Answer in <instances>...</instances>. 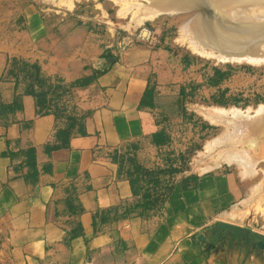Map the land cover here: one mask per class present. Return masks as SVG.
I'll list each match as a JSON object with an SVG mask.
<instances>
[{
	"label": "rangeland",
	"instance_id": "1",
	"mask_svg": "<svg viewBox=\"0 0 264 264\" xmlns=\"http://www.w3.org/2000/svg\"><path fill=\"white\" fill-rule=\"evenodd\" d=\"M144 27L151 44L137 41ZM204 40L200 8L167 0H0V78L15 85V109L53 119L66 148L100 101L93 85L101 61L130 45L151 52L139 135L108 152L76 150L104 164L97 171L127 178L137 198L102 224L164 218L178 206L186 172L224 173L239 226L264 236V133L255 129L264 116V41L248 51L255 55L236 58Z\"/></svg>",
	"mask_w": 264,
	"mask_h": 264
},
{
	"label": "crops",
	"instance_id": "2",
	"mask_svg": "<svg viewBox=\"0 0 264 264\" xmlns=\"http://www.w3.org/2000/svg\"><path fill=\"white\" fill-rule=\"evenodd\" d=\"M100 67V101L69 148L52 118L11 108L15 85L0 78V264H264V250L212 232L217 222L240 225L224 173L186 172L164 218L101 223L137 198L127 178L76 152L112 151L139 135L151 52L130 45Z\"/></svg>",
	"mask_w": 264,
	"mask_h": 264
},
{
	"label": "water",
	"instance_id": "3",
	"mask_svg": "<svg viewBox=\"0 0 264 264\" xmlns=\"http://www.w3.org/2000/svg\"><path fill=\"white\" fill-rule=\"evenodd\" d=\"M181 9L200 8L205 45L228 56L255 55L264 41V0H167ZM238 51V52H234ZM246 51V52H245ZM256 135L264 133V116L259 118ZM213 234H229L241 246L264 250V236L251 227L217 222Z\"/></svg>",
	"mask_w": 264,
	"mask_h": 264
},
{
	"label": "built area",
	"instance_id": "4",
	"mask_svg": "<svg viewBox=\"0 0 264 264\" xmlns=\"http://www.w3.org/2000/svg\"><path fill=\"white\" fill-rule=\"evenodd\" d=\"M137 41L142 44H151L153 41V35L149 28L144 27L137 35Z\"/></svg>",
	"mask_w": 264,
	"mask_h": 264
},
{
	"label": "trees",
	"instance_id": "5",
	"mask_svg": "<svg viewBox=\"0 0 264 264\" xmlns=\"http://www.w3.org/2000/svg\"><path fill=\"white\" fill-rule=\"evenodd\" d=\"M151 95H152V89H151L150 87H148V88L146 89V91H145V97H146V99L150 98ZM15 103H16V100H15V101L13 102V104L11 105V108L14 109ZM57 135H58V139H59V145H61V146L66 145V143H67V139L65 138V133L62 132V131H58ZM131 186H132V185H131ZM132 190H133V188H132ZM133 195H135L134 192H133Z\"/></svg>",
	"mask_w": 264,
	"mask_h": 264
},
{
	"label": "bare ground",
	"instance_id": "6",
	"mask_svg": "<svg viewBox=\"0 0 264 264\" xmlns=\"http://www.w3.org/2000/svg\"><path fill=\"white\" fill-rule=\"evenodd\" d=\"M51 2H52V1H51ZM158 13H159V12H158ZM152 15H153V14H152ZM144 16H145V15H144ZM149 18H150V17H149ZM193 24H195V23H193ZM193 24H192V25H193ZM189 26H190V25H189ZM193 27H195V26L193 25ZM195 28H196V27H195ZM191 29H192V28H191ZM184 36H185V35H184ZM193 37H194V36H193ZM198 39H199V38H198ZM199 40H200V39H199ZM188 41H189V40H188ZM197 41H198V40H197ZM204 41H205V40H204ZM183 42H184V41H183ZM202 44H203V43H202ZM194 45H195V44H194ZM190 46H191V45H190ZM205 46H207V45H205ZM192 47H193V46H192ZM197 48H199V47H197ZM197 48H196V49H197ZM193 49H194V47H193ZM193 49H192V50H193ZM201 49H205V48H201ZM219 57H220V56H219ZM260 110H261V109H260ZM259 113H260V112H259ZM258 115H259V114H258ZM256 123H257V122H256ZM226 156H227V155H226ZM231 156H232V155H231ZM231 156H230V157H227V158H228V159H230V158H231V159L235 158V157H233V156L231 157ZM223 159H224V158H223ZM225 161H226V160H225ZM226 162H227V161H226ZM228 162H229V161H228ZM229 163H230V162H229ZM231 216H232V214H231Z\"/></svg>",
	"mask_w": 264,
	"mask_h": 264
}]
</instances>
